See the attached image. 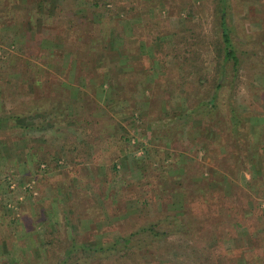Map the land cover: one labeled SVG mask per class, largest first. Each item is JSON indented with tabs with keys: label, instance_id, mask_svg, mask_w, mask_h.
Listing matches in <instances>:
<instances>
[{
	"label": "rangeland",
	"instance_id": "1",
	"mask_svg": "<svg viewBox=\"0 0 264 264\" xmlns=\"http://www.w3.org/2000/svg\"><path fill=\"white\" fill-rule=\"evenodd\" d=\"M228 2L242 60L234 83L229 65L215 70L216 0L0 2V115L58 104L60 84L83 94L91 122L86 156L71 160L59 150L64 129L0 121L5 259L38 264L50 229L97 245L159 218L181 230L165 235L170 249L163 240L148 249L150 264H264V0ZM108 16L122 36L109 34L112 23L97 31ZM218 80L223 108L183 124L180 110L207 100ZM78 124L69 129L80 138ZM44 137L57 159L36 150Z\"/></svg>",
	"mask_w": 264,
	"mask_h": 264
},
{
	"label": "trees",
	"instance_id": "2",
	"mask_svg": "<svg viewBox=\"0 0 264 264\" xmlns=\"http://www.w3.org/2000/svg\"><path fill=\"white\" fill-rule=\"evenodd\" d=\"M1 1L2 0H0V2ZM99 2L102 5L106 4V0H93L94 5H98ZM228 4V0H216V6L221 8L220 25L222 27V32L220 33L219 40L217 39L214 45L218 57L215 70H217L218 73L219 70L225 69V67L229 65L232 71L229 82L234 83L238 77L242 60L237 53V46L231 37V29L225 20V9ZM113 22L114 18L112 16L104 18L98 22L99 26L96 27L97 31L104 32L105 30L101 26L112 23L110 24V27L109 25L104 26L107 30H110L109 34L111 35L112 33L115 34L119 32L120 36H122L123 30H120V26L117 24L115 25ZM164 47L163 49L165 50ZM186 60L188 61L187 58ZM222 87L223 84L221 81L219 82L218 80V82H213L211 91L205 94V97H208L207 100H196L192 102L187 109L180 110L179 115L182 117L181 122L183 124L188 122L193 118L194 114H210L212 116V113L217 112L218 109H222V92L220 90ZM58 88L61 101L58 104H53L50 107H42L38 110L33 108L29 109L28 115H19L5 111L4 114L0 115V121L5 120L8 122L9 120H13L14 122H12V125L8 124L10 127H18L25 131L42 130L43 132H46L53 129V127H56L59 130L64 129L63 131H65L66 137L63 143L59 145V150H66L69 153L71 160H83L87 154L85 143L87 133L85 130L91 125V122L81 115L80 109L83 108V105H81L80 101H82L83 94H78V92L70 94L66 88H61L60 84L58 85ZM229 97L232 98L231 94ZM229 101L230 103L228 104V107L231 106L232 99ZM230 112L232 117L230 120L235 126H237V124L240 123L241 116L237 114V112H234L233 109H230ZM181 122L175 123L174 125L178 126L180 124V126H183ZM78 123L82 124L78 127V130H80V138L70 132L69 129L70 126ZM7 126H0V129L7 128ZM47 140L48 139L44 137V143L38 144V149H36L38 152L42 151L43 153H47V148L52 147L50 145L45 146ZM89 145L91 147L90 149L95 150L94 143H90ZM36 152H30V156L38 161L39 157L35 154ZM58 152L59 151H56V153L54 152V156L50 151L48 153H50V157L53 156L52 159H57ZM113 170H115L114 167ZM83 188L81 190L82 194L84 192ZM110 208L111 205L110 207L108 205L106 210L110 211ZM160 221L159 218L156 220L145 219L142 222L136 223L130 229H127V231H123L121 235L102 241L97 245L80 242L75 236L62 240L50 229L48 233H46L48 236L45 239V242L42 243L47 247L43 248L44 250H42V256L38 264H150L146 259L147 253L149 252L148 249L162 242L163 244H160L159 246L166 247L167 250L170 249L171 247L166 243L165 235H167L168 230H181L180 226H173L171 224L166 231ZM161 240L163 241L161 242ZM0 248L1 250L5 249L2 243H0ZM19 249L22 253L27 251L20 247ZM0 264H23V261L19 258L8 261L7 258H4L3 254H0ZM31 264H35V262H32Z\"/></svg>",
	"mask_w": 264,
	"mask_h": 264
}]
</instances>
